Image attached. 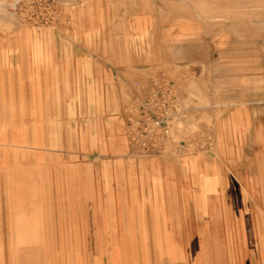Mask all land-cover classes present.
<instances>
[{
	"label": "rangeland",
	"instance_id": "obj_1",
	"mask_svg": "<svg viewBox=\"0 0 264 264\" xmlns=\"http://www.w3.org/2000/svg\"><path fill=\"white\" fill-rule=\"evenodd\" d=\"M149 3L142 18L150 35L164 42L183 35L185 46L194 45L201 56L118 67L114 79L99 84L91 62L71 64L64 76L56 75L48 86L43 85L45 78L39 79L42 84L31 89V123L20 121L25 133L31 124V143L15 151L14 187L1 192L4 199H16L18 206L14 232L0 234V264H76V247L82 241L75 237L76 214L79 204L89 199L99 201L100 210L107 199L115 204L122 199L145 202L160 195L155 194L153 182L158 181L156 188L161 189L166 183L203 181L191 174L197 168L212 177L211 191L219 182L239 188L264 184V142L253 131L255 120L264 129V0ZM105 17L107 24L115 26L138 16ZM183 23L191 29L178 30ZM75 25L74 21L67 41L52 28L31 29L39 33L37 37L44 34L66 42L70 51L78 39ZM145 65L170 72L186 115L162 156L138 159L128 155L125 120L132 87L141 77L139 67ZM203 93L206 100L201 99ZM207 133L212 136V149L178 151L180 142L194 143L195 148ZM241 193L250 203L258 198L263 203L264 191L260 196L247 190ZM115 209L122 213L129 207ZM260 213L264 217V206ZM31 215L51 219L42 223L50 227V239L32 240V250ZM65 230L74 233L66 239ZM149 242L155 246L154 239Z\"/></svg>",
	"mask_w": 264,
	"mask_h": 264
},
{
	"label": "crops",
	"instance_id": "obj_2",
	"mask_svg": "<svg viewBox=\"0 0 264 264\" xmlns=\"http://www.w3.org/2000/svg\"><path fill=\"white\" fill-rule=\"evenodd\" d=\"M15 1L0 0L1 237L5 232H14L17 200L4 199L1 192L14 187L15 151L21 144L31 143V124L25 133L20 121L31 123V89L42 84L40 78H45L43 85L48 86L56 75L64 76L71 64L91 62L99 84L114 79L119 74L118 67L160 60L188 61L201 56L194 45L185 46L181 41L183 35H175L177 38L171 43L150 35L152 31L149 26L146 28V20L142 18L151 6L149 0H60L72 25L74 21L76 24L78 39L70 51L66 42L44 34L37 37L38 32L21 25L13 13ZM109 14L138 17L111 26L106 23L105 16ZM72 25L67 29H52L67 41ZM185 29L191 26L183 23L178 28ZM146 37L147 41L141 40ZM157 68L139 67V80H146L149 70ZM135 85L132 92L136 91ZM192 87L190 92L196 97ZM203 95L201 99L206 100ZM131 100L132 96L130 108ZM257 123L255 120L253 131L257 140L264 142V129L260 130ZM125 133L127 139L126 129ZM128 155L132 157L130 150ZM193 173L203 181L166 183L161 189L156 188L158 181L153 182L155 194L160 195L145 202L122 199L115 204L107 199L101 210L99 201L94 199L79 204L75 237L82 241L76 247L79 255L76 264H264V217L260 213L264 199L262 204L259 198L250 203L241 193L247 190L260 196L264 184H241L239 188L219 182L211 191L212 177L202 174L200 168ZM127 206L129 209H122V213L115 209ZM49 221L43 215H31V250L32 240L50 239V227L42 225ZM72 233L62 232L66 239ZM83 239L91 242L85 244ZM152 239L154 247L149 242ZM39 245L47 247L42 241Z\"/></svg>",
	"mask_w": 264,
	"mask_h": 264
},
{
	"label": "built area",
	"instance_id": "obj_3",
	"mask_svg": "<svg viewBox=\"0 0 264 264\" xmlns=\"http://www.w3.org/2000/svg\"><path fill=\"white\" fill-rule=\"evenodd\" d=\"M13 13L20 22L34 28L67 29L72 25L60 0H16ZM132 92V107L126 117V132L133 158L160 157L179 125L186 109L170 72L165 68L149 70L146 80H139ZM199 142H180L178 151L210 150L212 136L203 134Z\"/></svg>",
	"mask_w": 264,
	"mask_h": 264
},
{
	"label": "bare ground",
	"instance_id": "obj_4",
	"mask_svg": "<svg viewBox=\"0 0 264 264\" xmlns=\"http://www.w3.org/2000/svg\"><path fill=\"white\" fill-rule=\"evenodd\" d=\"M183 5H185V4H183ZM218 17V16H217Z\"/></svg>",
	"mask_w": 264,
	"mask_h": 264
}]
</instances>
